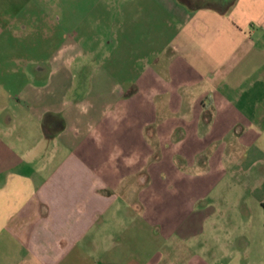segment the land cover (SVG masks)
<instances>
[{
	"label": "crops",
	"instance_id": "1",
	"mask_svg": "<svg viewBox=\"0 0 264 264\" xmlns=\"http://www.w3.org/2000/svg\"><path fill=\"white\" fill-rule=\"evenodd\" d=\"M83 1L0 0V264H264V0Z\"/></svg>",
	"mask_w": 264,
	"mask_h": 264
},
{
	"label": "rangeland",
	"instance_id": "2",
	"mask_svg": "<svg viewBox=\"0 0 264 264\" xmlns=\"http://www.w3.org/2000/svg\"><path fill=\"white\" fill-rule=\"evenodd\" d=\"M70 1L71 0H65V6H70ZM50 2V1H49ZM84 2V10H86L87 8V4L88 0L83 1ZM82 2V3H83ZM119 15L116 14V12H113L112 15H110V18H108V16H106V18H108L109 22L114 24L117 23L118 21V17ZM97 18H102V16H96ZM66 18V19H65ZM65 18L63 20V30L65 32V38L68 37L67 42H72L74 40V34H73V30L70 28V18L68 19L65 15ZM116 21V22H115ZM55 23L51 24V23H47V29L49 34L55 33L56 27L54 26ZM101 32L99 30L96 31L97 36L100 34ZM80 39L82 38L83 35H85L86 39H88L87 37V33H83V32H79L78 33ZM73 39V40H72ZM78 38H75V40H77ZM82 40V39H81ZM80 41V40H79ZM59 39H57L56 34H54L50 40L48 41H44L43 38L41 37V34H37L34 33L32 36V41H31V46L30 48H27L29 50V57L26 56V59L22 58L21 61L17 62L15 65L16 68V74H14L15 76L8 74L7 75H3L0 77V85L7 88V89H14V90H18L21 87H24L26 85H32V86H36V85H40L41 81L38 78H34V77H30L29 76V70L34 67L37 63H41L44 65H46V63L50 64V66L52 65L51 63V59H53L54 56L60 55L61 53L58 52L57 48L59 46ZM81 43V47L83 48V50H85L84 52H82L78 63L73 64L72 66V71L73 72H89L92 68L94 63H92L91 58L89 57V53L90 51H93L95 54V58L100 59V55L103 54V49L97 47L94 44V47H89L87 45V43H85L84 41H80ZM92 53V52H91ZM30 60V62H29ZM1 66H4V64H0ZM25 70V74L23 73V71ZM29 76V77H28ZM75 85H77L80 87L81 89H84L86 87L85 80H79V79H75ZM258 165V164H257ZM255 178V175H250V176H240L241 180L244 181H248V182H253Z\"/></svg>",
	"mask_w": 264,
	"mask_h": 264
},
{
	"label": "trees",
	"instance_id": "3",
	"mask_svg": "<svg viewBox=\"0 0 264 264\" xmlns=\"http://www.w3.org/2000/svg\"><path fill=\"white\" fill-rule=\"evenodd\" d=\"M263 208H264V203L262 204Z\"/></svg>",
	"mask_w": 264,
	"mask_h": 264
}]
</instances>
